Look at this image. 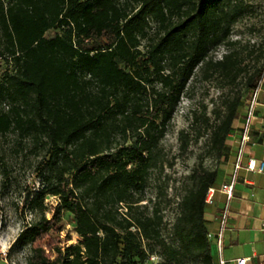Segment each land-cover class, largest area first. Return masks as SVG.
<instances>
[{
  "label": "trees",
  "instance_id": "1",
  "mask_svg": "<svg viewBox=\"0 0 264 264\" xmlns=\"http://www.w3.org/2000/svg\"><path fill=\"white\" fill-rule=\"evenodd\" d=\"M243 10L232 0H0V42L14 66L0 83L10 104L0 111V134L16 132L49 154L46 186L28 201L41 220L20 233L12 251L28 248L27 264H150L160 246L158 264H216L206 197L219 186V169L201 163L193 170L174 244L162 238L158 209L153 217L133 210L163 162L162 142L196 70L226 79L245 72L234 53L211 55L229 44ZM151 23L159 33L150 41ZM263 70L246 72L250 93ZM242 100H230L212 130L219 161H229ZM48 195L61 200L51 221ZM64 212L75 217L81 240L55 247L53 257L42 241Z\"/></svg>",
  "mask_w": 264,
  "mask_h": 264
},
{
  "label": "rangeland",
  "instance_id": "2",
  "mask_svg": "<svg viewBox=\"0 0 264 264\" xmlns=\"http://www.w3.org/2000/svg\"><path fill=\"white\" fill-rule=\"evenodd\" d=\"M127 1L132 5L137 3V0ZM232 3L244 8L232 28L229 44H235L223 45L211 55L216 61L232 52L245 72L236 79H226L219 74L196 70L162 142L163 162L152 171L143 201L133 210L135 216L153 217L154 210L158 209V216L162 218V238L168 244L175 243L173 227L180 215V203L192 185L190 176L193 170L203 163L205 167L219 169L223 173L230 166L229 161H219L211 150L212 130L220 122L227 103L234 97L243 99L238 119L243 118L250 99L246 72L252 73L264 66V0H232ZM56 33L50 31L47 36L53 37ZM158 33V26L151 23L150 41ZM150 41L143 42L140 48L144 54ZM260 55L262 58L258 60ZM12 72V60L6 58L0 42V83L6 73ZM9 109L10 104L0 96V111L7 112ZM236 127L237 124L234 130ZM227 149L230 152L229 141ZM48 160L47 149H36L31 139L22 140L16 132L0 134V264H27L30 250L12 251L11 247L23 230L41 220L40 213L29 209L28 201L46 186L44 180ZM60 204L59 197H46L45 214L48 220H53ZM120 211L126 212L125 209ZM50 225L54 228L42 244L53 257L56 255L55 247L65 249L80 242L75 217L71 213L64 212L60 223L51 222ZM49 244L53 245V249L48 248ZM143 245L148 248V241H144ZM162 252L163 249L156 246L152 255H157L162 261Z\"/></svg>",
  "mask_w": 264,
  "mask_h": 264
},
{
  "label": "crops",
  "instance_id": "3",
  "mask_svg": "<svg viewBox=\"0 0 264 264\" xmlns=\"http://www.w3.org/2000/svg\"><path fill=\"white\" fill-rule=\"evenodd\" d=\"M245 120L238 119L237 129L229 137L231 144L230 166L221 173L219 185L228 183L234 172V163L238 153V138ZM235 124V125H236ZM235 129V126H234ZM254 145L246 148L242 159V168L234 189V198L229 204V215L224 230V249L222 256L227 264H237L236 260L247 258V264H264V172L248 171L246 166L250 158L258 164L264 162V82L259 92V102L252 121ZM227 204L225 194L218 191L213 203L208 205L206 220L209 232L218 234L221 230L220 214ZM214 246L213 255L218 264L219 253Z\"/></svg>",
  "mask_w": 264,
  "mask_h": 264
},
{
  "label": "built area",
  "instance_id": "4",
  "mask_svg": "<svg viewBox=\"0 0 264 264\" xmlns=\"http://www.w3.org/2000/svg\"><path fill=\"white\" fill-rule=\"evenodd\" d=\"M264 73V70H263ZM264 82V77L263 80L259 83L258 87L254 90L251 91L250 93V99L247 104L246 112H245V120L243 127L240 132V136L238 138V153L236 157V161L234 163V172L231 176V179L228 183H223L217 187H212L209 189L207 197H206V203L207 205H211L213 203L214 197L218 191L221 193L225 194L227 198V204L224 210L220 214V220H221V230L218 234H213L209 232L208 238L211 242L214 241V245L216 246V249L219 253V259H218V264H227V261L224 259L222 256V252L224 249V241H223V233L224 230L226 229V224L228 220V215H229V204L231 200L234 198V189L235 185L238 180V172L242 168V159L244 157L246 148L251 144L254 145L255 142L253 140L252 136V121L255 115L256 107L259 102V92L262 88ZM248 171L251 172H264V162H261L258 164L257 160L254 158H250L247 166H246ZM135 230V228H133ZM148 262L150 264H158L161 262L160 258L157 255H152L150 256ZM248 259L247 258H241L236 260L237 264H247Z\"/></svg>",
  "mask_w": 264,
  "mask_h": 264
}]
</instances>
